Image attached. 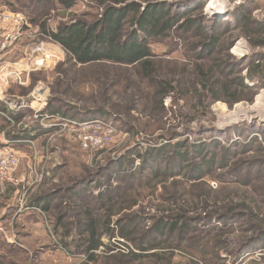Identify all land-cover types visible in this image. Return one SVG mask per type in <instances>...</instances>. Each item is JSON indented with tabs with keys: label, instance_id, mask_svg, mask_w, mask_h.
Here are the masks:
<instances>
[{
	"label": "rangeland",
	"instance_id": "1",
	"mask_svg": "<svg viewBox=\"0 0 264 264\" xmlns=\"http://www.w3.org/2000/svg\"><path fill=\"white\" fill-rule=\"evenodd\" d=\"M140 1L164 3L179 19L170 37L150 39L153 66L143 73L134 66L113 62L77 64L43 32L44 22L56 29L60 23L90 20V14L97 13L89 3L93 1L79 0L71 9L54 2L45 9L34 8L27 0L16 2L17 7L34 8L38 23L29 21L31 27L5 53L3 61L21 58L30 45L41 41L60 49L56 65L32 73L28 86L18 92L40 87L46 90L47 105L59 94L68 115L65 118L79 123L100 119L91 117L108 110L116 117L115 123L109 122L117 131L110 143L98 149L83 148L82 130L71 125L46 132L44 150H37L36 158L29 147L17 148V176L25 180L12 197H0V264H264V84L245 79L248 87L234 94L240 75L246 77L249 58L264 54V0L216 4L226 7V13L212 10L210 0ZM238 7L250 13L249 25L237 24L229 16ZM0 9L11 10L5 0H0ZM221 17L230 23L213 22ZM187 19L199 25L189 28ZM255 29L261 34H254ZM209 70L212 78L206 82L203 74ZM147 73H151L149 77ZM226 85L231 96L224 92ZM214 93L219 100L214 99ZM233 95L238 99L231 102ZM29 110L24 122L34 118L30 117L34 110ZM117 118L122 120L117 122ZM211 141L215 144L209 151L195 155L191 145ZM177 142L186 145L181 148L183 155L186 150L190 153L184 164L204 163L215 152L214 168L205 178L183 181L176 160ZM221 146H230L232 152L224 156ZM144 148L159 154L163 162L160 159L157 165L170 164L178 175H160L146 184L145 177L151 174L145 170L142 182L134 188L115 183L125 187L113 195L115 210H120L113 213L114 221L133 218L137 243L116 233L103 238V246L95 252L96 261L70 252L63 246L60 232L69 231L68 240L79 237L86 210L91 209L96 217L106 212L96 201L98 189L86 191L90 181L82 185L80 180L107 167L110 161L130 157L129 164L138 169L140 158L136 155ZM177 179L182 184H176ZM207 187L212 190L210 196L204 195ZM82 190L84 195H79ZM39 193H49L50 212L28 206L32 194ZM23 197L24 209L20 210ZM223 213L227 214L224 220ZM184 217L188 226L172 228L173 221L182 224ZM59 218L63 223L60 227ZM54 226L59 227L56 232ZM140 242L145 250L137 247ZM131 253L143 256L135 260Z\"/></svg>",
	"mask_w": 264,
	"mask_h": 264
},
{
	"label": "trees",
	"instance_id": "2",
	"mask_svg": "<svg viewBox=\"0 0 264 264\" xmlns=\"http://www.w3.org/2000/svg\"><path fill=\"white\" fill-rule=\"evenodd\" d=\"M24 1L25 0H5V4L9 5L11 11L23 13L31 23L36 24L38 21L36 20L35 7L37 8V6H40L45 9L47 5L54 2L53 4L56 3L59 7L71 9L77 5L79 0H27V2L34 5L33 9H31L30 5L27 7H22L21 5H19L20 7L16 6V2L22 3ZM91 1L93 2L89 3L94 6L97 13L90 14V20L83 18L76 19L70 23H60L56 29L49 28L44 22L42 24L43 32L53 41L60 44L67 51L68 55L71 57L70 59L77 64L89 65L93 63L113 62L134 66L140 70L141 73L149 71L153 66L152 57L154 56L150 46V39L161 40L170 37L171 32L174 31L176 28L175 26H177L179 22V19L176 16L177 14L171 12L170 8H168L167 5H164V3L158 4L154 2H141L140 0ZM248 15H250V13L248 14V10L244 7H238L229 14V16L235 19L237 24H244L245 26L249 25ZM213 22H216L218 25L230 23L229 20L222 19V17L215 18ZM185 24H188L187 26H189V28L199 25L193 19H187ZM254 31V34H261L262 32L258 29H255ZM211 39L212 38H210V40ZM213 42L215 43L214 40ZM206 48L210 49V46H207ZM253 56L254 54L249 58L250 61L246 77L240 75L239 82L236 84L237 88H235L237 90H235L234 94H237L238 90L248 87L245 84V79H248L251 82L264 84V63L261 62V60L264 59V54L262 53L258 55V58L255 57V59L252 58ZM35 74H33V80ZM150 74L151 73H147V76L149 77ZM203 77L206 82H210L212 78V71L209 70L207 73H204ZM23 88L25 87L13 85L10 87V90H8V94L15 93L26 97L30 91L23 94L18 92ZM228 89L229 88L226 85V90L224 92ZM199 90V94L202 96L203 92L201 89ZM166 91L167 90L163 91L161 95L163 96ZM226 93L231 96V92L227 91ZM213 97H215V100L220 99L216 97L215 93ZM237 99V95H233L230 101L234 102L237 101ZM26 100H29L28 97H26ZM62 103L63 101L59 98V94L53 95L48 105L43 109L42 113L66 117L68 115L66 114ZM0 111L6 112L9 115V119H3L2 128L4 129L6 137L10 140L8 144L6 142L0 143V146H12L13 144L11 141L16 142L31 137L32 131L29 128L23 129V124L19 126L20 129L17 126L19 122L24 120L25 113L29 111L31 112L29 108H21L19 111L15 112L10 110L6 103L0 102ZM91 118H100L112 121L113 123L116 121V117H114V115L108 110L102 112L100 111L98 116H92ZM117 119V122L122 120V118ZM12 122L15 124L12 128H9ZM214 144L215 142L211 141L210 143H203L201 145H191V148L195 151V155L202 156L206 151H209V148ZM185 146L186 145L182 142L174 144V147L177 148V152H179V159H175L178 160L177 166L180 169L178 171L183 172V181L200 180L205 178L204 176L214 168L212 160L214 161L215 152L214 154L211 153V157L208 155L209 158L203 161L204 163H198L197 165L184 164L190 158L189 151L186 150L183 152L184 155L181 152V148ZM220 151L222 152L221 154H224V156L225 152H228V154L232 152L230 146H221ZM139 153L136 155L140 158V167L138 169L133 170V166L129 164V161L133 160L132 157H130L125 160L110 161L107 167H101L95 170L96 173L85 175L80 180L82 185L90 181L89 187H86V191H89V188L98 189L99 193H97L96 196V199L98 200L96 201L105 207L106 212L104 213V216L96 217L91 209L86 210L84 217L80 220V225L82 224L83 229L78 232V234L81 233L79 237L74 236L72 240H68L70 235L69 231L60 232L62 244L70 252L83 253L87 255L89 261H96L97 254H95V252L103 246V238L115 236L116 233L130 242L137 243V238L134 236L133 218L114 221L113 213H119L120 210H115L116 202H113V195H116L115 191L125 187L116 185L115 183L123 182L124 185L128 184V188H134L136 184L142 182L140 181V178H143V171L145 170H149L148 172L151 174V176L147 175L145 177L144 183L146 184L155 180L160 175L169 177L178 175V172H175L173 168L170 167V164H167L168 167H166V164H163L162 167L157 165L161 163V157L155 151H152V149L144 148L143 151ZM161 161L163 162L162 159ZM181 161L183 164H181ZM226 165V162H223L221 166L225 167ZM174 182L176 184H182V181H178V179ZM0 184H3L2 186L5 187L3 188L5 191L0 194V197L3 195L5 198H10L12 197L13 192L16 193L20 189V186L17 187V185H13L9 182ZM194 186L195 185H191L192 188ZM211 191L212 190L207 187L204 195L210 196L209 194ZM84 193L85 190H82L79 195H84ZM48 195L49 193L32 194L28 202V206L40 207L45 212H50L52 201L48 198ZM181 208H183V206H181ZM232 210L233 208L230 209V211ZM223 214L224 217L221 219L224 220L226 219L225 216L227 214ZM186 218L187 217H184L182 224H180V222L178 223L173 221L172 228L176 225L180 226V228H182L183 225L188 226L189 222L186 221ZM57 220V225L59 227L62 226L63 223L60 218ZM55 226L53 229L56 232L59 227L55 228ZM63 228H66V226ZM150 228L151 230H154V226H151ZM137 247L141 250H145V247L141 244V242L137 244ZM242 253H244V251ZM139 254L141 255L131 253L129 256L135 258L136 260L143 256V253Z\"/></svg>",
	"mask_w": 264,
	"mask_h": 264
},
{
	"label": "built area",
	"instance_id": "3",
	"mask_svg": "<svg viewBox=\"0 0 264 264\" xmlns=\"http://www.w3.org/2000/svg\"><path fill=\"white\" fill-rule=\"evenodd\" d=\"M30 27V22L23 13L0 9V100L5 98L6 91L12 84L28 85L32 73L55 66L59 59L60 49L41 41L30 45L21 58L3 61L4 54L21 40L26 29ZM46 94V90L37 87L31 91L29 100L21 102V105L34 110V118L40 119L44 127L48 129L58 127L59 131L71 125L73 128L81 129L80 141L85 149H98L112 141L117 129L109 121L94 119L79 123L60 115L42 113L47 105ZM48 119L52 122L47 123ZM27 141L33 143V140ZM19 165V151L10 145L0 146V183L9 182L13 185L22 183L25 178L17 176ZM24 197L20 210L24 209ZM35 209L42 211L39 207Z\"/></svg>",
	"mask_w": 264,
	"mask_h": 264
},
{
	"label": "crops",
	"instance_id": "4",
	"mask_svg": "<svg viewBox=\"0 0 264 264\" xmlns=\"http://www.w3.org/2000/svg\"><path fill=\"white\" fill-rule=\"evenodd\" d=\"M5 55V54H4ZM13 85L17 86L18 84H12L10 87H12ZM20 87H26V86H23V85H18ZM10 87L7 89L6 91V96L3 100H0V102H4L6 103V105L9 107L10 110L12 111H19L21 108H25L26 106H23L21 105V102L23 101H26V97H28L31 93V91L29 92L28 96H24V95H19V94H15V93H10L8 94V90H10ZM11 92V91H10ZM26 108H29V107H26ZM31 109V108H29ZM33 114H31L30 117H32ZM9 115L6 113V112H1L0 111V123L2 124L3 122V119L8 118ZM26 118V117H25ZM32 119L31 122H29V120H26V122L21 121L18 123V127L21 126L23 124V129H26V128H29L31 131H32V135L31 137H28L26 139H22L20 141H11V143L13 144L12 147H14L15 149H17L18 147H29L30 149H32L35 153V158H36V155H37V150H44V145H45V137L47 136V133L46 132H52V131H55L53 129H48L46 127H44V125L42 124V121L40 119H34V118H30ZM12 121V120H11ZM15 123L12 122L11 126H9V128H12L14 126ZM2 126H0V143H7V142H10V140L6 137V134L4 132V129L2 128ZM20 129V127H19ZM18 129V130H19ZM27 140H33V143H30L28 142ZM44 141V144H43V147H42V143L41 142ZM36 150V151H35ZM1 186V184H0ZM4 187L1 186V189H3Z\"/></svg>",
	"mask_w": 264,
	"mask_h": 264
},
{
	"label": "bare ground",
	"instance_id": "5",
	"mask_svg": "<svg viewBox=\"0 0 264 264\" xmlns=\"http://www.w3.org/2000/svg\"><path fill=\"white\" fill-rule=\"evenodd\" d=\"M210 4H211V9L213 10V9H217L218 8V6H216V4H224L223 3V0H210ZM216 6V7H215ZM227 8L226 7H221V8H218V10H220V11H222V12H224V13H226L227 12V10H226Z\"/></svg>",
	"mask_w": 264,
	"mask_h": 264
},
{
	"label": "water",
	"instance_id": "6",
	"mask_svg": "<svg viewBox=\"0 0 264 264\" xmlns=\"http://www.w3.org/2000/svg\"><path fill=\"white\" fill-rule=\"evenodd\" d=\"M41 63V62H40Z\"/></svg>",
	"mask_w": 264,
	"mask_h": 264
}]
</instances>
